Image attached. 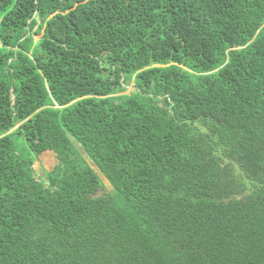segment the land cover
<instances>
[{"label": "trees", "instance_id": "obj_1", "mask_svg": "<svg viewBox=\"0 0 264 264\" xmlns=\"http://www.w3.org/2000/svg\"><path fill=\"white\" fill-rule=\"evenodd\" d=\"M0 264H264V0H0Z\"/></svg>", "mask_w": 264, "mask_h": 264}, {"label": "rangeland", "instance_id": "obj_2", "mask_svg": "<svg viewBox=\"0 0 264 264\" xmlns=\"http://www.w3.org/2000/svg\"><path fill=\"white\" fill-rule=\"evenodd\" d=\"M39 37L40 36L34 37V41H37L39 39ZM131 86L132 85L128 86L125 94H128V93H130L132 91ZM75 147L80 151V148H79L78 145L75 144ZM80 153L82 154L81 151H80ZM83 157L85 158V160L89 164V166L97 173L98 178L102 182L104 188L105 189H109V185L106 182V180L104 179V177L97 171V169L91 164V162L84 155H83ZM54 163H55V160L53 159V157H52V155L50 153H45V154L41 155L38 160H32L31 164H32V168L34 170L35 177L37 179L43 178L44 174L42 172L41 166H43L44 168L49 170V169L52 168Z\"/></svg>", "mask_w": 264, "mask_h": 264}, {"label": "bare ground", "instance_id": "obj_3", "mask_svg": "<svg viewBox=\"0 0 264 264\" xmlns=\"http://www.w3.org/2000/svg\"><path fill=\"white\" fill-rule=\"evenodd\" d=\"M79 151V150H78Z\"/></svg>", "mask_w": 264, "mask_h": 264}]
</instances>
